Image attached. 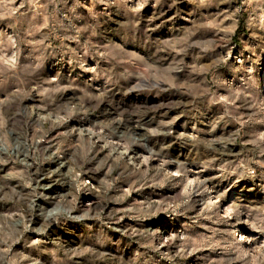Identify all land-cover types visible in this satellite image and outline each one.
Listing matches in <instances>:
<instances>
[{
  "label": "clouds",
  "instance_id": "obj_1",
  "mask_svg": "<svg viewBox=\"0 0 264 264\" xmlns=\"http://www.w3.org/2000/svg\"><path fill=\"white\" fill-rule=\"evenodd\" d=\"M0 264H264V0H0Z\"/></svg>",
  "mask_w": 264,
  "mask_h": 264
},
{
  "label": "rangeland",
  "instance_id": "obj_2",
  "mask_svg": "<svg viewBox=\"0 0 264 264\" xmlns=\"http://www.w3.org/2000/svg\"><path fill=\"white\" fill-rule=\"evenodd\" d=\"M146 11H148V12L150 13V9H148V10H146Z\"/></svg>",
  "mask_w": 264,
  "mask_h": 264
}]
</instances>
